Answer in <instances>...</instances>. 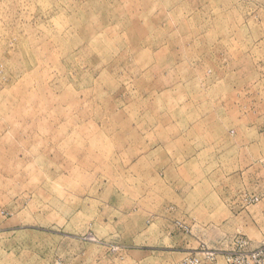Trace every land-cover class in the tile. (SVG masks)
<instances>
[{
    "label": "rangeland",
    "instance_id": "374dc122",
    "mask_svg": "<svg viewBox=\"0 0 264 264\" xmlns=\"http://www.w3.org/2000/svg\"><path fill=\"white\" fill-rule=\"evenodd\" d=\"M263 243L264 0H0V264Z\"/></svg>",
    "mask_w": 264,
    "mask_h": 264
},
{
    "label": "built area",
    "instance_id": "2783aa9c",
    "mask_svg": "<svg viewBox=\"0 0 264 264\" xmlns=\"http://www.w3.org/2000/svg\"><path fill=\"white\" fill-rule=\"evenodd\" d=\"M208 258H214V254H207ZM230 264H264V243L252 249H248L245 254H229ZM200 259L194 258L186 264H199Z\"/></svg>",
    "mask_w": 264,
    "mask_h": 264
},
{
    "label": "crops",
    "instance_id": "0c3cea01",
    "mask_svg": "<svg viewBox=\"0 0 264 264\" xmlns=\"http://www.w3.org/2000/svg\"><path fill=\"white\" fill-rule=\"evenodd\" d=\"M161 261L158 264H176L180 259L191 254H154ZM201 264H230L224 254H217L215 260H204Z\"/></svg>",
    "mask_w": 264,
    "mask_h": 264
}]
</instances>
